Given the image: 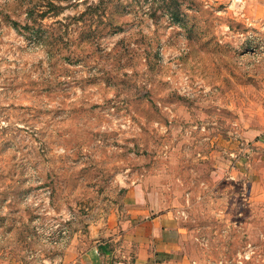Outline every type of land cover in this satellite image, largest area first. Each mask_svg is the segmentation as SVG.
I'll list each match as a JSON object with an SVG mask.
<instances>
[{
    "label": "rangeland",
    "instance_id": "rangeland-1",
    "mask_svg": "<svg viewBox=\"0 0 264 264\" xmlns=\"http://www.w3.org/2000/svg\"><path fill=\"white\" fill-rule=\"evenodd\" d=\"M133 186L186 264H264L262 5L0 0V264L75 257Z\"/></svg>",
    "mask_w": 264,
    "mask_h": 264
},
{
    "label": "crops",
    "instance_id": "crops-1",
    "mask_svg": "<svg viewBox=\"0 0 264 264\" xmlns=\"http://www.w3.org/2000/svg\"><path fill=\"white\" fill-rule=\"evenodd\" d=\"M264 8V0H258ZM151 192L131 187L125 209L92 232V246L63 264H186L178 218L158 209Z\"/></svg>",
    "mask_w": 264,
    "mask_h": 264
}]
</instances>
